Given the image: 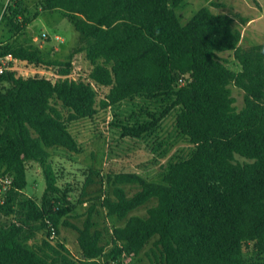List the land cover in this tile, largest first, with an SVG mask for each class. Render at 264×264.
I'll use <instances>...</instances> for the list:
<instances>
[{
    "label": "trees",
    "instance_id": "1",
    "mask_svg": "<svg viewBox=\"0 0 264 264\" xmlns=\"http://www.w3.org/2000/svg\"><path fill=\"white\" fill-rule=\"evenodd\" d=\"M22 1L0 0V24L7 28L0 57L64 76L83 54L88 79L108 92L97 102L89 82L56 84L14 71L0 76V176L11 179L0 202V264H114L137 256L154 238L155 264H246V247L258 257L253 264H264V46L240 49L233 18L205 7L181 24L175 10L185 0H39L33 13ZM42 12L61 14L79 36L65 60H45L19 41ZM228 52L240 71L219 59ZM230 84L243 92L239 111ZM134 98L143 117L118 122L121 138L142 140L176 111L175 132L191 150L167 164L159 182L107 175L111 195L101 206L106 216L126 220L111 231L112 249L100 262L105 248L102 232L93 229L94 207L81 227L71 223L75 207L57 185L50 150L78 154L69 125ZM29 162L43 175L39 203L24 194ZM126 185L138 191L127 196ZM152 199L145 217H128ZM61 228L77 233V257L52 243V231L55 237Z\"/></svg>",
    "mask_w": 264,
    "mask_h": 264
},
{
    "label": "rangeland",
    "instance_id": "2",
    "mask_svg": "<svg viewBox=\"0 0 264 264\" xmlns=\"http://www.w3.org/2000/svg\"><path fill=\"white\" fill-rule=\"evenodd\" d=\"M6 0H1L5 2ZM39 0H23L26 9L34 12V4ZM212 3L217 6H212ZM3 5V4H2ZM208 8L211 13L225 14L233 18L232 28L240 31L239 48L249 50L253 46H264V0H185L175 10L181 24L201 8ZM245 20L241 22L239 19ZM7 28L0 24V44L5 41ZM59 38V40H57ZM79 36L72 25L59 13H40L29 27L21 34L19 41L32 45L45 60H65L76 48ZM227 68L233 72L240 71V65L233 53L218 55ZM24 71L17 74L22 77L29 75L45 76L55 83V76L63 82L74 79L92 84L97 93V102L104 99L108 88L99 87L88 79L90 65L84 60L83 54H76L70 72L66 75L49 72L44 68L33 67L20 63ZM51 71V70H50ZM5 87V86H4ZM234 100L233 106L239 111L244 106L243 92L233 84L229 86ZM142 103L138 99L124 102L99 112L92 119L71 123L69 131L76 139L80 152L68 153L62 149L50 150L51 164L60 189L67 192L68 199L74 205L71 223L81 227L89 207H94V228L102 232L100 245L104 246V256L99 259L104 262L112 249L111 231L124 225L125 220L108 217L101 206L104 197L111 195V187L106 182L107 175L117 173H135L147 181L159 182L165 166L169 163L182 161L188 157L191 146L187 145L175 132L174 120L176 111H172L159 127L142 140L121 138L118 122L133 124L136 118H141L139 108ZM239 163L248 162L235 156ZM26 169L27 187L24 194L39 203L45 184L40 167L29 162ZM127 196L138 191L137 186H123ZM156 203L155 199L128 214L130 216H146V210ZM44 235H37L35 241L40 243ZM77 233L72 229L61 228L59 235L52 243L62 242L70 252V256H78L76 243ZM155 238L148 242L137 256H121L114 264H155L151 253ZM157 253V252H156ZM158 254V253H157ZM246 264L258 262V257L249 247L244 249Z\"/></svg>",
    "mask_w": 264,
    "mask_h": 264
},
{
    "label": "built area",
    "instance_id": "3",
    "mask_svg": "<svg viewBox=\"0 0 264 264\" xmlns=\"http://www.w3.org/2000/svg\"><path fill=\"white\" fill-rule=\"evenodd\" d=\"M57 40H59V38H57ZM20 63L15 60L14 58H12L10 55L5 56V57H0V76L3 75L6 71H14L16 73H18L19 71H24L19 67ZM27 76V75H26ZM56 81L55 83L58 84L60 83V81H58L60 79V77L55 76ZM73 81H75L74 79H72ZM11 187V179L4 175V176H0V202H2V195L4 194L5 191L9 190ZM51 239L54 238V233L52 231Z\"/></svg>",
    "mask_w": 264,
    "mask_h": 264
}]
</instances>
